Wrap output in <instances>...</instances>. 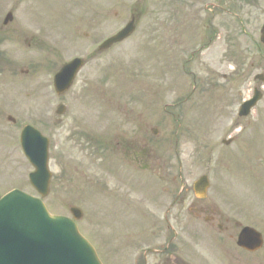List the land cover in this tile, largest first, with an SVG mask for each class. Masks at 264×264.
I'll return each instance as SVG.
<instances>
[{
    "label": "flooded vegetation",
    "instance_id": "af4514ba",
    "mask_svg": "<svg viewBox=\"0 0 264 264\" xmlns=\"http://www.w3.org/2000/svg\"><path fill=\"white\" fill-rule=\"evenodd\" d=\"M157 1L127 0L120 16L125 20L117 25L110 19L111 0H43L48 29L65 19L75 37L94 35L90 44L133 20L131 33L100 54L132 43L130 60L169 65L166 93L175 91L174 78L191 79L186 102L195 92V106L208 111L199 122L175 121L174 112L159 121L153 105L108 104L91 114L98 123L87 137L95 168L89 173L86 237L104 264H264V166L255 163L264 161V107L242 116L255 75L218 68L236 61L254 65L249 50L255 45L264 65V46L249 29L254 0H167V25L156 21ZM149 13L152 22L142 24ZM258 82L264 102V79ZM207 128L226 130L215 157L195 146L186 153L192 163L180 160L175 168L176 135L200 143L210 140Z\"/></svg>",
    "mask_w": 264,
    "mask_h": 264
},
{
    "label": "rangeland",
    "instance_id": "374dc122",
    "mask_svg": "<svg viewBox=\"0 0 264 264\" xmlns=\"http://www.w3.org/2000/svg\"><path fill=\"white\" fill-rule=\"evenodd\" d=\"M126 1L111 0L112 24L121 22L120 16L126 11L123 5ZM147 3L149 7L150 1ZM166 3L167 0H158V10L155 9L156 19L159 18L160 22L164 20L163 23L167 21ZM10 9L14 10L13 22L3 29L0 28V194L16 185L23 187L29 193L36 194L28 180L32 166L22 153L18 140L19 123L35 118L34 120L41 123L42 130L51 139L50 168L53 178L50 192L45 198L46 204L57 214L70 216L69 209L72 205L80 206L87 213L86 210L89 211L86 192V186L89 187L87 170L95 168V165L92 164L84 135L91 136L92 128L98 123V120L92 119L91 114L103 110L102 107L108 104H123L125 100H121L124 98L121 97L123 94L121 91L139 88L138 81L147 84L148 81L140 80L145 77L140 76L139 73L151 71L147 72L146 66L143 65L126 63L134 49L133 44L128 42L129 44L118 46L89 61L76 78L72 88L64 96L59 97L53 88V76L60 68L62 60L76 53L86 52V45L95 36L91 35L88 39L75 37L68 29L65 19L58 20L59 24L50 22L54 28L48 29L43 25L45 18L41 0H0V27ZM115 12L118 13V17L115 16ZM249 16L250 29L254 37L259 39L260 28L264 23V0L250 9ZM151 17L150 13L145 15L141 23L150 24ZM249 52L254 59L253 66L248 67V64H241V61L233 64L222 63L218 66L220 72L230 74L231 70L237 68L239 73L240 66L242 69L247 67L246 72L250 70V74L264 72V65L256 49L251 48ZM222 82L223 80L220 81ZM179 83L188 88L187 92L182 95L172 94V97L169 93L165 101H181L192 91L191 79L185 81L179 79ZM221 87L224 88L223 84ZM194 93L189 101L180 106L181 108H168V111L176 112L179 121L199 122L208 113L200 105L195 106L197 93ZM249 94L247 91L244 97ZM165 101H159V110H163ZM60 102L66 105L67 110L58 119L55 108ZM210 103L212 104L211 97ZM260 109H263V103ZM8 115L14 116L16 122L10 123L7 120ZM157 117L159 121H163L167 117L171 118V114L158 112ZM196 130L191 129V131ZM205 130L209 133L207 138H213L210 141L220 136L215 129ZM8 135L11 139L7 138ZM197 142L198 140L194 138L187 140L180 137L178 144L182 161L192 163L194 157L192 155L189 157L186 153L193 154L195 146L196 149L199 146L203 152L209 154L211 149H206L208 141ZM216 145L218 140L212 143L213 147ZM175 166L178 167L177 158H175ZM80 224L87 230L90 229L86 218L81 220Z\"/></svg>",
    "mask_w": 264,
    "mask_h": 264
},
{
    "label": "water",
    "instance_id": "95a60500",
    "mask_svg": "<svg viewBox=\"0 0 264 264\" xmlns=\"http://www.w3.org/2000/svg\"><path fill=\"white\" fill-rule=\"evenodd\" d=\"M11 19L12 14L9 12L4 20V24H7ZM81 65V60H75L65 65L55 76V87L58 92L65 91L71 85ZM63 111L64 107L61 106L59 112ZM23 143L25 144L28 157L36 167V171L31 175L32 182L45 195L49 190L50 179L47 166L48 141L47 139L38 137L37 142L27 143V136H24ZM11 203L19 204V209H22L19 213L12 209H0V220L7 216L13 217V219L10 218L12 224L17 225V229L21 233L27 231L31 236L35 235L30 243L35 245L33 249H36V251L42 249L43 252L28 254L32 248L31 246L26 247L22 245L20 248L12 244V241H15V239H4L2 244H0V264H51L42 260L45 257H55L56 254H61L65 260L54 264H78L77 260L84 259L86 261L93 258L89 250L90 247H88L89 243L78 232L74 221L63 216L49 214L40 199H32L17 191L6 197L4 202H0V208H6ZM71 211L76 217L81 215L80 210L75 207H72ZM29 219H33V222L35 221V230L38 233L41 230L44 234H37L33 227L26 229L34 224ZM27 223H32V225L29 226ZM94 262H96L95 258Z\"/></svg>",
    "mask_w": 264,
    "mask_h": 264
}]
</instances>
